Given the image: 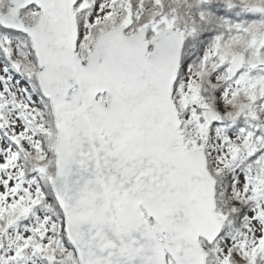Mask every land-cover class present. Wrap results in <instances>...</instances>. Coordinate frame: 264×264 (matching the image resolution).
<instances>
[{
    "label": "snow or ice",
    "instance_id": "snow-or-ice-1",
    "mask_svg": "<svg viewBox=\"0 0 264 264\" xmlns=\"http://www.w3.org/2000/svg\"><path fill=\"white\" fill-rule=\"evenodd\" d=\"M0 264H264V0H0Z\"/></svg>",
    "mask_w": 264,
    "mask_h": 264
}]
</instances>
